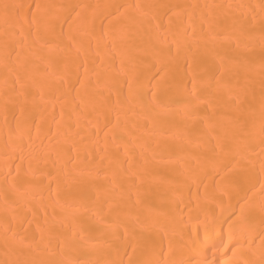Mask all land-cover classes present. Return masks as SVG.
Segmentation results:
<instances>
[{"label": "bare ground", "instance_id": "6f19581e", "mask_svg": "<svg viewBox=\"0 0 264 264\" xmlns=\"http://www.w3.org/2000/svg\"><path fill=\"white\" fill-rule=\"evenodd\" d=\"M0 264H264V0H0Z\"/></svg>", "mask_w": 264, "mask_h": 264}]
</instances>
